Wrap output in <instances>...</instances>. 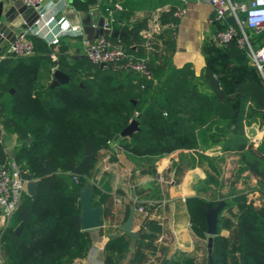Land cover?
Instances as JSON below:
<instances>
[{"label":"trees","instance_id":"1","mask_svg":"<svg viewBox=\"0 0 264 264\" xmlns=\"http://www.w3.org/2000/svg\"><path fill=\"white\" fill-rule=\"evenodd\" d=\"M140 27L131 29L133 45L124 42L137 59L146 56ZM255 31L245 27L253 47ZM27 37L35 43V54L0 59V123L5 133L17 135L19 145L12 156L22 175L37 181L35 193L25 192L9 223L0 228L5 264H72L87 255L93 238L81 226L79 191L112 144L138 159L144 173L155 168V158L178 149L195 151L206 179L203 193L187 199L193 232L205 239L207 205L215 207L223 200L228 207L239 196V262L264 264V208L245 195L253 177L264 192V150L244 132V123L264 120V76L237 38L220 46L205 42V65L198 74L191 63L171 65L167 55L158 62L157 54L150 56V79L113 64L101 67L87 58L88 68L70 67L69 83L52 87L51 66L60 61L51 60V47L42 38ZM166 49L173 52L174 45ZM138 113L139 129L114 141ZM216 147L218 155L205 153ZM7 159L0 141V163ZM151 190L153 198L161 196L157 183ZM159 232L161 226L149 215L139 237L124 231L107 240L103 264H143L148 257L141 248L151 246L148 241ZM167 249L166 244L159 245L153 264ZM193 263L189 258L174 261ZM206 264H230L229 238L219 233L214 237Z\"/></svg>","mask_w":264,"mask_h":264},{"label":"crops","instance_id":"2","mask_svg":"<svg viewBox=\"0 0 264 264\" xmlns=\"http://www.w3.org/2000/svg\"><path fill=\"white\" fill-rule=\"evenodd\" d=\"M248 2L249 0H233ZM122 6V10L115 12V22L107 33L114 41L133 45L131 29L141 24L139 35L144 48L145 34L151 33L155 40L156 61L160 56L167 55V60L175 67L185 63H191L198 74L205 65L202 46L207 41H213L214 33L221 26L230 25L226 20H213V9L208 0H114ZM50 12H56L57 17H64L71 26L81 27V30H67L56 44L50 42L48 35L42 38L51 47V60L60 61L51 66V79L53 71L66 67H78L84 70L90 65L86 57L87 42L90 40L84 33L81 21L87 19L88 24L99 20L100 15L106 18L104 12L108 0H49ZM182 9L183 14L175 18V12ZM93 13H99L94 14ZM88 15V17H87ZM241 19L244 18L240 14ZM176 19V37H173L169 28V22ZM56 28V27H55ZM50 30V33L57 29ZM254 47H260L264 43V28L255 31ZM34 35L33 32L31 34ZM30 36V35H26ZM36 36V35H34ZM99 36V35H98ZM97 36V37H98ZM95 37L94 39H96ZM93 39V40H94ZM125 45V44H124ZM174 45V51H167L166 47ZM10 41L4 39L0 42V56L6 54ZM145 51V49H144ZM61 59V60H60ZM69 74V71H67ZM244 132L250 141L264 150V120L253 122L250 125L244 123ZM0 141L4 143L8 158H13V151L19 145L17 135L5 133L0 123ZM196 152L187 149H178L172 153L155 158V168L149 173H144L142 164L138 159L121 148L112 144L105 149L103 154L92 169L90 182L94 188L93 200L95 204L102 206L103 225L89 229L93 238V244L87 255L81 258L84 264H103V247L108 239L119 236L124 232L120 225L123 224L129 214L130 207L143 205L150 211L152 218L158 221L161 232L153 241H148L151 246L142 247L147 253L148 259L143 264H153L159 255L158 247L161 243L168 246L163 258L167 264L174 261L192 259L193 264H206L208 259V235L206 238L198 237L192 230L190 215L187 208V199L194 195H201L206 179L205 172L196 164ZM208 155H218L219 147L205 150ZM161 173L163 183H158L155 177ZM174 177L176 179H174ZM158 184L161 196L152 197L151 186ZM252 188L245 192L248 201L255 206L264 208V192L257 188V178L251 180ZM210 198V191L206 193ZM239 197V196H238ZM236 197L235 203L224 207L219 215L218 233L230 240V264H241L237 252V226L236 215L242 206V198ZM147 217L137 211L134 217L133 228L139 233L147 224ZM5 217L0 213V228L5 226ZM139 237V234L133 235ZM135 240L132 247L135 248ZM102 247V248H101ZM0 252V261L2 258ZM162 258V259H163ZM161 259V260H162ZM160 263V262H159ZM157 263V264H159ZM5 264V262H0ZM73 264V263H72Z\"/></svg>","mask_w":264,"mask_h":264},{"label":"built area","instance_id":"3","mask_svg":"<svg viewBox=\"0 0 264 264\" xmlns=\"http://www.w3.org/2000/svg\"><path fill=\"white\" fill-rule=\"evenodd\" d=\"M22 1L26 5L35 7L37 11L38 18L35 21V26L31 28V31L36 36L46 38L48 35H51L49 37L50 42L56 44L67 30H81V27L71 26L68 21L64 20V17L58 18L56 12L51 13L49 0ZM181 1L186 2L189 0ZM208 1L213 9V20L223 21L228 16L233 15L237 21L236 24H230L222 29H218L214 33L213 41L220 46L237 38L239 46L248 50L250 61L257 66L264 76V43L260 47L254 48L245 32V27L254 30L264 28V0H249L248 2L233 0ZM118 10H122V6L119 3H115L114 0H108V5L105 6L104 12L106 14L105 26L109 30L115 22V12ZM182 14V9H178L174 15L177 19ZM240 14H243L244 18L241 19ZM176 19L169 22V28L172 31L173 37H176ZM53 27H56L55 29L57 30L49 34ZM144 49L146 56L137 59L127 52L122 42L114 41L108 34H102L96 39L87 42L86 57L94 64H113L124 70L136 72L141 77L150 79L152 78V71L148 61L155 50V40L151 33L145 34ZM35 52V43L25 34H21L10 43L6 54L0 56V59L7 54L28 56L35 54ZM75 179L77 180L78 177L75 176ZM155 180L158 183L165 181L161 173L157 174ZM29 181L31 180L22 175V169L14 159L8 158L3 163H0V213L5 217V226L11 220L24 193L27 192ZM136 209L145 216H151L150 211L143 205H137ZM0 262H4L3 256ZM73 264H84V262L81 258H78Z\"/></svg>","mask_w":264,"mask_h":264},{"label":"water","instance_id":"4","mask_svg":"<svg viewBox=\"0 0 264 264\" xmlns=\"http://www.w3.org/2000/svg\"><path fill=\"white\" fill-rule=\"evenodd\" d=\"M98 4L102 3V0H97ZM99 14V13H93ZM88 17V15H87ZM38 18L35 7L26 5L22 0H0V42L4 39L13 42L21 34L31 35V28L35 26V21ZM229 24H236L237 21L233 15L227 17ZM82 30L90 41L95 37L109 32L108 27L105 26V18L100 15L99 20H94L92 24L87 23V19L81 21ZM106 64L101 63L103 67ZM68 69L62 67L53 71L52 87L67 84L70 81V75ZM14 92V89H11ZM235 96L234 94L231 95ZM141 117V113L137 114L135 119H132L130 123L118 134L115 135L114 141H117L120 137H130L135 131L139 129L138 118ZM37 181L32 180L27 184V192L32 195L35 193ZM80 201H81V226L84 230L101 227L104 223L102 218V206L95 204L93 200L94 188L90 181L84 183L80 188ZM225 207V202L222 200L217 206L212 207L207 205L205 212L207 221V235H208V253L212 252L213 239L218 234V221L219 215ZM136 209L134 206L130 207L129 214L126 221L120 225L121 229L126 232H131L133 235H138L137 231H134L133 223ZM21 225L16 228V232L19 233ZM159 264H166V259L163 258Z\"/></svg>","mask_w":264,"mask_h":264},{"label":"rangeland","instance_id":"5","mask_svg":"<svg viewBox=\"0 0 264 264\" xmlns=\"http://www.w3.org/2000/svg\"><path fill=\"white\" fill-rule=\"evenodd\" d=\"M174 179H176V178L174 177Z\"/></svg>","mask_w":264,"mask_h":264}]
</instances>
